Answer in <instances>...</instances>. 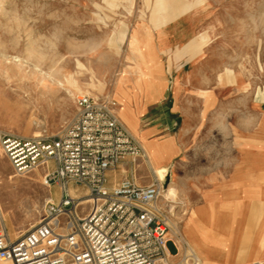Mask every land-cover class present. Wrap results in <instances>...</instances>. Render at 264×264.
Wrapping results in <instances>:
<instances>
[{"label":"rangeland","instance_id":"rangeland-1","mask_svg":"<svg viewBox=\"0 0 264 264\" xmlns=\"http://www.w3.org/2000/svg\"><path fill=\"white\" fill-rule=\"evenodd\" d=\"M195 11H206L200 14L201 28L194 39L197 52L208 55L214 72L228 78L229 89L216 86L214 92L219 103L222 98L228 101L223 120L235 131L222 137L221 127L214 126L220 117L215 110L201 128L185 133L186 163L175 168L179 186L173 187L175 194L167 192L170 183L158 179L163 165L153 168L149 183L160 185L156 206L164 212L179 246L175 261L193 255L204 264L199 255L204 253L210 256V264H257L255 258L264 251L237 236L242 224L227 188L201 187L208 174L195 173L191 161L209 159V152L222 151L227 145L230 156L224 167L231 171L237 163L235 147L243 141L238 137L243 130L238 117L247 116L255 99L264 104V0H0V135H58L76 115L75 99L80 95L105 102L115 115L114 83L138 60L134 51L142 56V51L133 50V27L158 29ZM34 65L50 78L34 71ZM244 89L246 99L240 97ZM260 146L264 148V142ZM143 157L144 153L139 159ZM0 159V210L4 227L14 239L41 221L44 204L60 197V186L47 185L41 168L16 175L1 148ZM260 165L264 168V163ZM212 166L208 169L217 171ZM10 176L13 182L4 184ZM259 182L262 210L264 179ZM71 189L76 197L86 196L80 185L69 183ZM87 208L83 205L78 214ZM260 216L264 217V210ZM203 229L209 231L201 239Z\"/></svg>","mask_w":264,"mask_h":264},{"label":"built area","instance_id":"built-area-1","mask_svg":"<svg viewBox=\"0 0 264 264\" xmlns=\"http://www.w3.org/2000/svg\"><path fill=\"white\" fill-rule=\"evenodd\" d=\"M75 104L76 115L56 136L0 135L16 175L41 168L44 182L56 183L61 193L58 202L44 204L41 221L14 239L0 210V264H199L193 255L175 261L177 253L168 252L158 182L106 186L108 170L143 155L129 131L105 102L80 95ZM72 182L84 187V198L70 194Z\"/></svg>","mask_w":264,"mask_h":264},{"label":"crops","instance_id":"crops-1","mask_svg":"<svg viewBox=\"0 0 264 264\" xmlns=\"http://www.w3.org/2000/svg\"><path fill=\"white\" fill-rule=\"evenodd\" d=\"M203 13L206 11H195L154 30L141 25L133 27L131 33L136 36L133 50L142 51L146 61L139 68V62L131 63V67L115 81L111 97L117 103L115 116L142 148L144 157H126L114 169L108 170L106 186L109 189L124 180L141 186L148 185V177L153 175V168L163 165L165 168L161 171L169 169L170 174L167 192L175 194L173 187H179L175 168L186 163V131L201 128L204 119L215 112L220 113V117L214 126L221 127L223 138L230 131H235L223 120L229 110V106L226 108L224 105L228 101L224 103L225 99L222 98L219 103L214 92L216 86H222L223 90L229 89L228 78L224 77V73L214 72L208 63V55H200L194 42L201 28L200 14ZM245 90L240 95L243 99H246ZM245 114L247 116L238 117L239 120L243 119L238 120V126H243L238 137L243 138V141L235 147L237 163L233 164L231 171L224 167L225 159L230 156L225 140L222 145L226 148L222 151L213 149L209 152V159L195 158L191 163L195 173L208 174L201 187L220 185L221 188H227L226 195L233 198L242 224L236 229L237 236L246 245L253 242V245L256 244L264 251V217L260 216L264 209L261 210L259 202V180L264 179V168L260 165L264 163V148L260 146L264 142V104L255 99ZM171 129L176 131L162 132ZM170 146L175 147V152L166 158L164 164L151 162L150 154L153 150ZM221 162L222 166H219ZM209 165L216 167L217 171L209 170ZM59 198L54 196L53 201L58 202ZM208 231L200 230L201 239ZM172 235L169 231L166 247L170 254L177 253L178 256L179 246ZM199 255L204 264H210V256L204 253ZM255 261L263 264L264 254L255 258Z\"/></svg>","mask_w":264,"mask_h":264},{"label":"bare ground","instance_id":"bare-ground-1","mask_svg":"<svg viewBox=\"0 0 264 264\" xmlns=\"http://www.w3.org/2000/svg\"><path fill=\"white\" fill-rule=\"evenodd\" d=\"M33 53V52H32ZM133 54V53H132ZM134 55L136 56V58L138 59V60H136V62H139V63H137V65H138V68L140 67V65H144V63H145V61H146V59H144L141 55H140V53L138 52V51H134ZM14 59H16V57L14 58ZM18 61H19V59H18ZM33 70L34 71H38L40 74H41V76L43 77V78H47V77H49L50 78V75L48 74V72H46V71H42L40 68H38L36 65H34L33 66ZM127 73V72H126ZM67 92V91H66ZM174 152H175V147H172L171 148V146L170 147H168V148H166V149H163V148H158V149H156V150H153L152 152H151V154H150V157L152 158V160H154V161H164L165 162V160H166V158L167 157H171L173 154H174ZM2 163V161H1V159H0V164ZM12 178H13V176H10V177H8V179H6L5 181H6V183L4 182V184H8L7 182H13L12 181ZM14 179V178H13ZM24 179V178H23ZM158 179H159V181H167V183L169 182V180H170V174H169V169H166V170H164V171H162V172H160L159 173V176H158ZM26 183V182H25ZM73 190L71 189L70 190V193H71V195H75V193L74 192H72ZM50 200H52V199H50ZM87 201H84L83 203H86ZM170 235V234H169Z\"/></svg>","mask_w":264,"mask_h":264}]
</instances>
